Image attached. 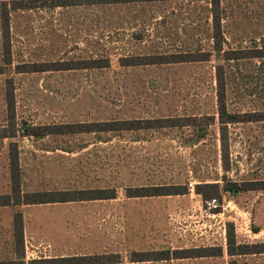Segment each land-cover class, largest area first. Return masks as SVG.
<instances>
[{"label": "rangeland", "instance_id": "rangeland-1", "mask_svg": "<svg viewBox=\"0 0 264 264\" xmlns=\"http://www.w3.org/2000/svg\"><path fill=\"white\" fill-rule=\"evenodd\" d=\"M53 3L10 10L9 58L0 20V195L11 192L14 142L21 194L93 190L114 197L0 205L1 242L10 241L8 223L20 212L22 225L43 222L33 228L42 245L27 248L29 257L60 241L54 246L63 257L97 255L102 264H190L131 257L193 247H221L225 264H264V254L228 255L226 237L231 223L237 244L264 243V189L222 190L226 182L264 181V120L227 123L222 142L216 95L222 66L227 111H264V56L243 57L264 49V0H220L217 37L210 0ZM182 58L198 60L172 62ZM121 121L140 128L23 133ZM204 183H217L218 194L196 193ZM157 186L184 193L128 196ZM212 198L214 213L206 210ZM64 231L75 232L63 239L74 245L61 243ZM14 243L16 260L0 264H54L21 259L23 244Z\"/></svg>", "mask_w": 264, "mask_h": 264}, {"label": "trees", "instance_id": "trees-1", "mask_svg": "<svg viewBox=\"0 0 264 264\" xmlns=\"http://www.w3.org/2000/svg\"><path fill=\"white\" fill-rule=\"evenodd\" d=\"M32 1L37 0H0V20L3 29V49L7 57L10 56V44H9V12L13 9L19 8H31ZM50 1V0H49ZM131 1H152V0H54V6H68L76 4H93V3H116V2H131ZM211 3V13H212V28L214 32V37L220 35V0H210ZM216 50L221 51L222 47L218 46ZM241 52V51H239ZM264 49H256L249 56L243 57H262ZM235 54V53H234ZM238 54V53H237ZM239 57V56H238ZM238 57H227L238 58ZM187 58V57H186ZM7 59V63H8ZM160 60V59H159ZM198 60L193 59H178L177 61H191ZM160 62V61H158ZM95 63V62H93ZM45 65L40 67L32 66L37 70H43ZM91 67H99V65H92ZM20 68V67H18ZM39 68V69H37ZM85 68V67H81ZM24 71V70H20ZM217 103H218V113L220 122V132L221 140L224 142L227 135L226 125L227 123L233 122H245V121H256L264 120V111L255 112L252 115H242L240 113H229L226 108L225 103V85L223 77V67H217ZM13 99H6L7 109L12 116L13 110ZM245 114V113H244ZM251 116H254L253 118ZM135 121H121L116 122H99V123H73V124H60L55 125L52 129H43L41 127L29 126L23 131L24 135H34L42 136L46 133L51 134H61V133H71L78 131H93V130H118V129H136L137 127ZM96 128V129H94ZM2 137H13L15 135H1ZM9 171H10V193L0 195V205H10V204H20V203H44V202H62L69 200H85V199H99V198H112L114 194L104 195L101 191H76L75 193L70 191H54V192H33L21 194L20 191V171L18 165V153L17 147L14 142L9 143ZM264 189V181H259L258 183L253 182H226L222 188L223 191H228L235 194L239 191L245 190H256ZM195 192L200 194L204 199L207 198L209 192L218 194L219 185L217 183H204L198 184L195 187ZM182 190H172V188L164 187H139L135 188L132 192L128 194L130 197L135 196H155V195H167V194H182ZM68 194V196H67ZM13 227H14V237L16 243L23 244V225H22V215L20 212H16L13 217ZM227 237V253L230 256L239 254H251V253H263L264 243L259 244H237L235 240V233L231 223H228V229L226 231ZM137 257H131L132 261H147V260H159L167 259L170 254H174L176 257H201V256H219L222 254L221 247H193L188 249H178L172 251L162 250V251H140L134 252ZM50 262L54 264H102L105 263L100 256H76V257H63V258H53L49 259ZM107 262H115L114 259H108Z\"/></svg>", "mask_w": 264, "mask_h": 264}, {"label": "crops", "instance_id": "crops-1", "mask_svg": "<svg viewBox=\"0 0 264 264\" xmlns=\"http://www.w3.org/2000/svg\"><path fill=\"white\" fill-rule=\"evenodd\" d=\"M42 224H43L42 221L24 220V222H23L24 256L21 259H23V260H37V259L49 260V259L58 258V257L63 258V256H65L63 253H61V251L59 252V254L56 253L59 251V250H57L58 246H56V245L57 244L59 245L60 241H58L57 243H54V244H56L55 246L53 244L52 247H50L49 251L53 250L54 251L53 253H51L49 251H48V253L43 252L42 256H38L36 253V256H32V257H29L28 254L26 255V249L27 248L34 247L37 249L39 247V245H42V244H36V240L39 236H38V232L33 230V228L34 229L42 228L43 227ZM12 225H13L12 222L8 223V230L6 232L10 236L9 237L10 241L3 244L0 240V262H5V261H11L12 262L13 260H16V255L13 252V250H15V249H13V245L15 246V243H14L15 237H14V233H13L14 228L12 229ZM57 226H59V225H57ZM63 228H66V227H63ZM60 235L61 236H58V238H62L61 243H64V244L71 243V245H74L73 240H72V242H70V241L66 242L65 240H63L67 237V235H69V237L71 235L72 238L74 239V236H75L74 231H64V232L60 233ZM12 240H13V242H12ZM28 244H29V247H28ZM259 254H264V253H259ZM240 255L241 254H239L238 256H240ZM250 255H256V254L251 253ZM221 258H223V253L219 256H201V257H176L174 254H170L167 259H160V261H162V260L185 261L186 260V261H191L190 264H225V263H223Z\"/></svg>", "mask_w": 264, "mask_h": 264}, {"label": "built area", "instance_id": "built-area-1", "mask_svg": "<svg viewBox=\"0 0 264 264\" xmlns=\"http://www.w3.org/2000/svg\"><path fill=\"white\" fill-rule=\"evenodd\" d=\"M218 203L216 198H212L208 201H206V210L210 213H214V211L216 210V208L218 207Z\"/></svg>", "mask_w": 264, "mask_h": 264}]
</instances>
